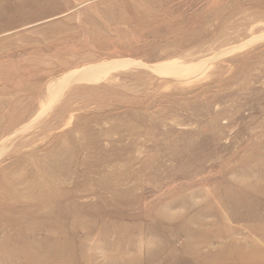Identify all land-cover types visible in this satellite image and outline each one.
<instances>
[{
  "label": "rangeland",
  "instance_id": "374dc122",
  "mask_svg": "<svg viewBox=\"0 0 264 264\" xmlns=\"http://www.w3.org/2000/svg\"><path fill=\"white\" fill-rule=\"evenodd\" d=\"M0 264H264V0H0Z\"/></svg>",
  "mask_w": 264,
  "mask_h": 264
}]
</instances>
